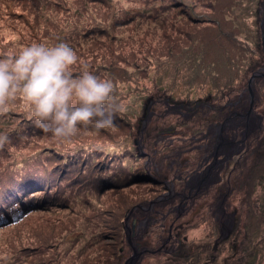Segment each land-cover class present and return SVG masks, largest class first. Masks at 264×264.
Segmentation results:
<instances>
[{"label": "trees", "instance_id": "1", "mask_svg": "<svg viewBox=\"0 0 264 264\" xmlns=\"http://www.w3.org/2000/svg\"><path fill=\"white\" fill-rule=\"evenodd\" d=\"M242 1L0 0V57L33 42L63 41L78 56L73 72L87 69L107 75L116 86L125 76L147 75L154 64L174 68L176 76L180 73L176 66L190 63L211 77L208 83L219 95L232 86V81H220L219 66L231 75L238 74L242 64L246 70L238 79L242 81L258 65L250 62L260 59L250 47L260 39L259 27L256 31L253 20L248 29L241 23L242 15L235 13ZM255 12L246 9L245 15ZM152 24L177 36H164L159 50L167 46L157 55L153 49L160 41L147 42V48L138 45L144 42L138 35L148 33ZM248 31L254 41L247 37ZM116 50L125 56V61H116L129 63L132 70L124 77L117 73L115 61L104 59L117 54ZM93 52L99 56L95 60L90 58ZM79 55L86 56L80 61ZM207 91L208 96L202 98L205 102L213 94ZM18 100L11 101L7 111H0V137H6L0 140V235L13 228L29 230L36 217V226L45 231L40 235L28 231L24 237L32 242L9 253L3 240L0 264H121L126 213L155 197L152 191L147 193L154 184L139 174L137 147L123 140L129 135L128 124L117 126L122 104L112 97L117 134L110 128L87 129L71 141H61L37 127L23 100ZM104 130L109 133L103 135L108 142L101 139ZM140 184L146 187L135 188Z\"/></svg>", "mask_w": 264, "mask_h": 264}, {"label": "rangeland", "instance_id": "2", "mask_svg": "<svg viewBox=\"0 0 264 264\" xmlns=\"http://www.w3.org/2000/svg\"><path fill=\"white\" fill-rule=\"evenodd\" d=\"M69 7L71 8V6ZM246 9L248 12L256 10L255 13H252L254 17L250 16L249 13L246 16ZM235 13L239 16L242 15L241 23L246 24L248 29L252 28L253 20L256 31L259 27V34H257L260 39L257 45L254 44L250 47L254 50V54L260 55V59H253L255 63L250 62L254 65L258 62V65L253 67L248 73V77L242 81L238 80L246 72L245 66L242 67V64L240 72L231 75L226 73L224 66H219L222 71L220 81H228V83L232 81V86L228 90H223L219 95L215 94V89L213 90L208 83L210 82L208 79L211 77H206L204 73L201 74L194 64L185 63V65L176 66L180 72H177L176 76V73L172 71L174 68H170L168 65L154 64L150 68V72H146L147 75H143V77L133 75L128 78L125 75L132 72L127 67L129 63L121 64L116 61V59L125 61V56L120 54L121 51L116 50L117 54L110 53L104 58L108 62L115 61L119 67L117 73L125 76V80L117 82L113 94V98L122 104V112L116 113L119 115V120L116 121V123L118 122L117 126L121 124L127 126L128 124V140H126L127 138L123 140L127 146L137 147L141 155L138 154V156L142 159V161L136 159L139 163L137 167L140 171L139 174L148 176V180L154 184V187L147 190V193L152 191L155 197L134 206L138 207L137 217L142 215L154 217L152 221L135 223L137 230L145 231V240H150L147 247L143 249L144 251L147 250L142 252L145 258L142 260L143 263L147 259L151 261L150 264L171 263L164 260V256L166 257L167 254L158 253L156 250V246L161 244L159 242L162 236L165 238L167 234L165 231L162 232L161 228L164 230L169 228L172 237L180 239L182 236H178L181 230L179 225L185 223V231L183 232V234L186 232L187 235V237L184 235L185 246L188 247V244L194 243L195 246L199 247L200 244H204L201 241L204 235H207V230L209 233H213L210 231L213 229L216 236H220L219 226L220 223L224 226L222 222H225L226 218L221 219L219 214L220 211H224L228 216H232V232L230 235L224 231L223 235L229 236L230 240H233V245L237 244L234 247L233 264H264V47L261 38V26H264V0H260L259 5L257 0L256 3L243 0L240 6L236 8ZM161 21L165 22L166 18L161 19ZM149 28L148 33L143 31L142 35H138V40L144 41L138 45L143 48L149 47L147 42L158 43L160 40L163 41L164 36L170 39L177 38L166 27L158 29L152 24ZM246 34L247 37L249 35L252 38L251 41H254L251 31ZM161 41L153 49L156 55L160 51L159 44ZM241 41H244V38ZM85 56L79 55V60L82 61ZM91 57H94L93 60H95L99 56L93 52L90 54ZM155 65L157 67H154ZM126 69L129 71L126 72ZM204 83H208V85ZM206 88L210 93L213 91V94L209 96L211 97L208 99L209 101L205 102L202 98L208 93ZM241 96L249 102L248 106L243 104V107L249 109L247 113L252 111L248 115L236 111V115L227 117V103L233 102L234 99H239ZM185 101L191 102V105L186 106ZM16 102L18 103L19 100L16 99ZM239 114L243 115L242 118L247 115V124L245 119L239 120ZM219 118L232 120L228 124L227 121L222 122L219 125L220 128H228L231 125L230 129L232 130L229 129L228 134L233 136L231 133H238L233 140L238 145L236 147H234L235 145L226 146L223 148L225 152L223 156L217 155L218 158L222 159L220 165L223 166H218L220 169L216 172L220 171L218 175L223 180L220 185L216 183L212 186L221 188L222 197H215V202L213 199L203 201V199L197 198L195 200L192 198L191 203H187L185 206L187 208L188 206L192 207V210L184 217H180L183 207L180 208V204L174 209L171 207L173 204L177 205L179 201L178 198L171 199L177 192L173 186L181 187L182 183L178 184L181 179L178 180L177 178L179 173V176L183 177L186 172L194 168L197 158L202 153L199 146L203 144V139L206 136H210L208 129L215 123L212 122ZM113 128L114 126L110 128V131L117 134ZM234 129L236 130L234 131ZM213 130L211 129V134ZM101 133L102 141L108 142L103 135L106 136L109 133L106 130ZM143 187L146 186L142 184L135 186L138 190ZM35 221L38 223L37 217L31 220V222ZM132 222L131 215L128 216L127 222H125V218L123 221L124 241L120 252L121 264L123 262V264H127V261L134 254L126 242L127 235L125 232V227L132 229ZM36 223H32L29 230L28 228H20L19 230L13 228L6 234L2 233L0 244L5 240L2 244L8 248L9 253L13 249L16 250L20 246L32 242V239L26 240L25 235L28 231L40 235L42 230L40 226H36ZM218 239L220 238L218 237ZM145 240L143 238V241ZM1 245L0 248H5ZM133 248L135 250L134 246ZM210 248L212 249V244H210ZM224 250H226V245ZM215 256L221 258L219 252Z\"/></svg>", "mask_w": 264, "mask_h": 264}, {"label": "clouds", "instance_id": "3", "mask_svg": "<svg viewBox=\"0 0 264 264\" xmlns=\"http://www.w3.org/2000/svg\"><path fill=\"white\" fill-rule=\"evenodd\" d=\"M77 62L76 51L63 41L33 42L0 57V111L22 99L36 126L61 141L113 127L114 81L87 69L73 72Z\"/></svg>", "mask_w": 264, "mask_h": 264}, {"label": "flooded vegetation", "instance_id": "4", "mask_svg": "<svg viewBox=\"0 0 264 264\" xmlns=\"http://www.w3.org/2000/svg\"><path fill=\"white\" fill-rule=\"evenodd\" d=\"M242 96L239 99H236V100L234 99L233 102L230 101L227 103V106H228L227 108L228 110L226 111L227 117L236 115L237 114L236 111L243 112L244 114L248 112L249 110L248 107H243V104H246V106H248L249 102L244 100ZM186 106H189V105H186ZM252 109H254V107H252ZM251 111H249V113ZM249 113H247V115ZM247 115L246 117L242 118L243 115L241 116L239 114V117H240L239 120L245 119V123L247 124V121H248ZM225 121H227V124H228L229 121H232V120L230 119L221 120V118H219L218 120H215L212 122V123L215 122L213 125L212 123H210L212 125L210 126V129H208V134H210V136H206L203 139V144L199 146L200 152L202 153H200L199 157L197 158L196 163L194 164V168L186 172L183 177L179 176L180 173L177 177L178 180L181 179V181L178 184L179 185L180 183L182 184H181V187L179 186L176 187V185L173 186L175 191L177 192L172 196L171 199L178 198L179 201L177 205L173 204L171 207H173L174 209L175 206H178L179 204H180L179 205L180 208L183 207L181 209L180 217H184V215H187L192 210L191 209L192 207L190 206H188V208L185 207L187 203L188 204L191 203L190 200L192 198H194L195 200L197 198L203 199V201L213 199L215 202V197L216 198L222 197L223 192L222 190H220L221 188L220 187L216 188L212 186L213 184H216V183L220 185L223 180L218 175L220 171L216 172V170L220 169V167L223 166V165H220V162H222V159L218 158L217 155L219 154V156L222 157L223 153H225L223 148L226 146L231 147L232 145H235L234 147H236L238 145V143L235 144L233 141L237 137L238 133H235V132L231 133L233 134V136L228 134V130L230 129L231 125H229L228 128L226 127L220 128L219 125ZM211 129H214L212 131V134H211ZM235 130L236 129H234V131ZM241 143H242V140H241ZM195 150L197 149L195 148ZM224 184H227V183L224 182ZM137 208L138 207H136L130 214L131 218L133 219V222H132L133 227L132 229H129V234H128V237L126 238V242L128 246L132 248L133 252H134V248H133L134 246L136 252L138 253V257L133 264H150L151 261H149V259L145 260L144 263L142 261L143 259H145L144 256L142 255V252H145L147 250L146 249L144 251L143 249L147 247V243H149L150 240L149 239L145 240V231L142 232L141 230L140 232L139 230H137L135 223L136 222L140 223L141 221H145V222L152 221L154 217L152 215H151L152 217L144 216V215H142L144 217L142 216L137 217V213H138ZM219 215H221L220 217L223 220L224 218H226L224 220L225 222L221 221L222 223H224V226H222V224L220 223V226H219L220 236H216L215 230H213L210 225V228L212 229L210 231L215 234L209 233L207 230V235H204L201 241L204 244H200L199 247H197L194 245V243H190L188 244V247H186L184 244V241H185L184 235L186 237L187 235H186V232L183 234V232L185 231L184 229L186 225L185 223H183V225L182 223H180L179 227L181 228V230L178 236L181 235L182 238L176 239L172 237V233L169 228L167 230H164L163 228H161V231L162 232L165 231L167 232V234L165 238H163L162 236V239L159 242L161 244L156 246L157 248L156 250L158 251V253L167 254L166 257L164 256V260L171 262L169 264H233L232 262L234 259L233 252H234V247L237 244L233 245V240L232 239L230 240L229 236L223 235L224 231L227 232V234L231 235L232 216L231 215L228 216V214H226L224 211H220ZM161 226L163 225L161 224ZM218 237L220 239H218ZM143 238L145 241H143ZM210 244H212V249L210 248ZM225 245H226V250H224ZM218 252L221 258H218L217 256H215V254L217 255Z\"/></svg>", "mask_w": 264, "mask_h": 264}, {"label": "water", "instance_id": "5", "mask_svg": "<svg viewBox=\"0 0 264 264\" xmlns=\"http://www.w3.org/2000/svg\"><path fill=\"white\" fill-rule=\"evenodd\" d=\"M261 38H262V46L264 47V26H261ZM264 49V48H263ZM263 76V75H262ZM254 77V76H253ZM252 77V78H253ZM250 84H251V82H250ZM250 91H251V89H250ZM136 207H134V208H132L128 213H127V215H126V217H125V222H127V219H128V216L132 213V211L135 209ZM126 229H125V232H126V235H127V237H128V234H129V228L128 227H125ZM137 257H138V253L136 252V250H134V254H133V256H132V258L130 259V260H128V262H127V264H133L135 261H136V259H137Z\"/></svg>", "mask_w": 264, "mask_h": 264}]
</instances>
